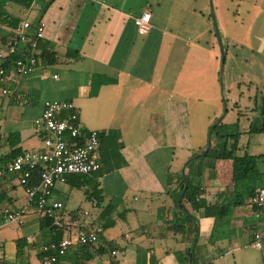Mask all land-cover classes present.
Wrapping results in <instances>:
<instances>
[{
	"label": "crops",
	"instance_id": "crops-1",
	"mask_svg": "<svg viewBox=\"0 0 264 264\" xmlns=\"http://www.w3.org/2000/svg\"><path fill=\"white\" fill-rule=\"evenodd\" d=\"M89 5L92 11L87 10ZM95 5L100 6V11ZM40 8L25 9L0 0V15L17 18L19 23L27 20L33 27L44 23L43 41L51 54L48 62L39 61L27 76L9 73L5 85L9 93L0 94V168L24 151L43 148L33 121L41 115L46 101L72 102L82 128L102 132L101 160L98 156L101 167L87 175L80 188L67 181L55 184L53 200L63 205L59 213L63 227L58 233L43 226V217L27 208L16 175L2 173L0 264H41L43 245L55 241L59 234L73 238L97 224L108 225L106 238L98 240L95 246L98 251L88 254L81 247H73L58 264L105 263L110 260L111 248L121 252L118 264H182L177 254L191 247L192 237L185 223L186 215L192 217L196 226L194 248L199 262L264 264V209L251 206L249 198L231 210L227 227L215 232L213 218L204 216L202 210L193 211L185 203V211L180 212L174 206L183 168L184 175L199 185L201 202L225 203L231 196L230 165L224 160L214 161L202 155L188 164L193 155L205 150L202 135L198 138L192 133L189 109L191 98L194 103L201 100L204 94L198 89L206 86L199 43L183 54L190 58L185 77L181 71L174 74L171 69L167 74L150 73V63L154 61L156 67L153 56L161 54L156 43L160 34L163 36L154 8H144L134 16L99 0H42ZM145 10L150 12V22L153 19L146 35H139L136 30L120 34L123 44L119 45L124 47H106L107 37H113L111 30L120 23L119 16L133 24L132 18ZM3 19L0 16V50L15 29ZM180 20L177 26L171 24L175 26L173 30L169 24V41L179 40L180 31L188 28L187 20ZM149 42L153 43L152 48H147ZM168 50L169 56L179 53L173 48ZM211 56L216 57L213 48ZM46 64L54 66L51 79L41 70ZM181 85L185 88L181 89ZM168 86L171 88L166 92ZM251 111L256 113L255 105ZM253 117H247L246 124L237 130L239 147L249 155H264L257 154L255 149V136L264 133H248ZM214 143L215 140L210 144ZM95 184L102 195L99 206L87 201L85 195ZM257 191L264 192V185ZM75 201L74 207L67 208ZM82 201L90 203L96 212L82 209ZM104 206L109 207L108 216L104 215ZM4 209L21 212L20 221L4 223ZM255 234L261 236L260 250L252 246Z\"/></svg>",
	"mask_w": 264,
	"mask_h": 264
},
{
	"label": "rangeland",
	"instance_id": "rangeland-1",
	"mask_svg": "<svg viewBox=\"0 0 264 264\" xmlns=\"http://www.w3.org/2000/svg\"><path fill=\"white\" fill-rule=\"evenodd\" d=\"M102 1L132 16L144 8L152 11L153 8L155 9L153 13L162 23L163 36L160 34L159 41L156 43L161 54L158 57L153 56L156 67L154 61L150 63V73L158 71L160 74H167V70L171 69L174 74L181 71L185 77L188 65H190L187 59L190 58L183 54L199 43L200 48L198 49L203 58L202 64L205 70L202 78L206 86L198 89L204 94L201 100L194 103L191 98L189 109L192 133L198 138L202 135L205 148L208 144V130L223 115L224 109L226 113L222 122L226 128L223 132L233 133L242 129L247 117L254 116V121H256L257 111L254 114L251 109L254 107L255 95H258L264 88V0H99V3ZM40 3L42 4V1L38 0L39 5ZM95 8L100 11V6L95 5ZM92 9V5L87 8L88 11ZM109 15L111 17L112 12ZM180 19L187 20L188 28L186 31H180L179 40L169 41L171 39L169 24L170 29L173 30L174 25L177 26ZM119 21L115 29L111 30L113 37L108 36L106 39L108 48L113 45L124 47L125 45H119L122 43V37L119 35L124 33L128 35L129 32L136 30L124 16H119ZM88 38H91V35ZM94 40H97V36ZM152 46V42L147 44V48H152ZM170 48L179 53L173 56L167 55ZM212 48L216 55L213 59ZM221 53L224 55L222 73H220ZM43 66L41 70L51 79V69L54 66L47 64ZM56 74L59 72L57 71ZM170 88V86L166 87V92H169ZM180 88L183 89L185 86L181 85ZM200 92L197 91V96H200ZM237 121L238 126L235 127L233 124ZM257 123H260L259 120ZM228 127L230 129H227ZM255 139L258 143L255 147L257 154H264V135L255 136ZM209 141L213 142L214 137H209ZM223 162L230 165L228 160ZM76 202L69 203L67 208L74 207ZM80 207L85 210L90 209L91 212L97 210L92 208L87 201H82ZM102 233L100 241L106 238L108 227L105 226Z\"/></svg>",
	"mask_w": 264,
	"mask_h": 264
},
{
	"label": "built area",
	"instance_id": "built-area-1",
	"mask_svg": "<svg viewBox=\"0 0 264 264\" xmlns=\"http://www.w3.org/2000/svg\"><path fill=\"white\" fill-rule=\"evenodd\" d=\"M42 1V0H41ZM40 10L38 0H33L30 7ZM29 11V10H28ZM150 12L143 11L132 18L139 35H146L150 29ZM44 23L39 22L34 27L27 21H21L14 29L0 50V94L7 95L5 87L10 76L14 73L24 77L33 72L39 60L35 57L36 42L43 39ZM27 49H23L24 47ZM21 49H20V48ZM28 52L25 55L19 52ZM11 60L6 66V62ZM76 107L69 101H46L41 115L34 119L33 126L40 133L43 148L28 150L12 158L4 167L2 173L14 174L22 187L27 199V208H32L42 217L52 219L56 228L61 227L60 212L63 205L53 200V189L56 183H64L71 175H91L100 170L98 147L102 136L101 131L85 130L79 123ZM38 174L33 180V172ZM249 204L257 209H264V192L256 191L249 198ZM4 223L19 222L21 212L2 211ZM103 231L102 225L97 224L79 232L75 238L62 237L41 247V264H58L73 247L96 246ZM252 246L260 250L261 236L254 235ZM110 260L101 264H118L121 252L118 249L108 250Z\"/></svg>",
	"mask_w": 264,
	"mask_h": 264
},
{
	"label": "trees",
	"instance_id": "trees-1",
	"mask_svg": "<svg viewBox=\"0 0 264 264\" xmlns=\"http://www.w3.org/2000/svg\"><path fill=\"white\" fill-rule=\"evenodd\" d=\"M3 2H8L15 4L21 8L28 9L33 0H2ZM4 16V21L8 24L9 27L15 28L19 24V19L17 18H10L7 15H0ZM47 43L43 41V39H38L36 42V51L35 57L40 61H46L51 59V54L47 51ZM20 48V47H19ZM21 49V48H20ZM23 49H27L28 47H24ZM28 52H19L20 55H25ZM17 58L14 56L10 58L9 61L6 62V66L10 64L11 60ZM254 105L255 109L257 110V115L259 118V122L256 121L251 122L249 126L248 133L250 134H258L264 133V88L263 90L255 96L254 98ZM235 127L238 126L237 122L233 124ZM234 127V128H235ZM226 128L221 121L218 125H216L211 133L210 137H214L215 143L214 145L210 146L209 151L203 155L202 158H211L214 161L220 160H228L230 162V173H231V196L230 199L227 200L225 203L215 202L211 205H207L200 201V196L202 191L199 188V185L194 182L193 179L189 178L188 175H185L186 180V190L181 199L180 207L177 206V198L183 189V180L179 178V191L176 195L174 200V206L180 212H184V204H189L193 211L202 210L203 215L206 217L213 218L214 226L212 232L215 230L218 231L220 228L225 229L227 227L230 213L233 208L236 206L241 205L245 199L250 198L255 194L258 187H262L264 185V155H249L246 151L242 152L241 147H239V133L237 130L235 132H223V129ZM227 129H230L228 127ZM237 129V128H236ZM99 153L98 156L100 157V150H101V142L99 143L98 147ZM203 152V151H202ZM19 153H16V155ZM194 156V155H193ZM189 161V160H188ZM190 161L188 162V164ZM187 164V165H188ZM38 174V170L33 172V180H35ZM86 175H71L68 176L66 181L71 184L72 187L80 188L87 180ZM86 200L89 202H95L97 206H99L102 202V195L101 190L98 189V184L91 189V191H86ZM105 212V216H108L110 213L109 207H103ZM106 218V217H105ZM185 223L188 226V232L192 235L190 245L193 241L197 242L196 236V226L193 222L192 217L186 215L185 216ZM41 224L43 226L51 227V230L57 231L62 227L56 228L53 225L52 219H47L45 217L42 218ZM108 225H106L107 227ZM102 228H105L102 225ZM213 236H210L209 242H212ZM60 234L57 236L55 241L60 240ZM196 248V245H195ZM194 251L191 255V264H211L210 262H199L196 253ZM80 249H85V252L88 254L89 251L97 252L99 248H95V246H83ZM103 249V247L101 248ZM190 246L186 248L183 253L177 254L178 259L182 264H188L187 258L189 255ZM89 260V259H87Z\"/></svg>",
	"mask_w": 264,
	"mask_h": 264
},
{
	"label": "water",
	"instance_id": "water-1",
	"mask_svg": "<svg viewBox=\"0 0 264 264\" xmlns=\"http://www.w3.org/2000/svg\"><path fill=\"white\" fill-rule=\"evenodd\" d=\"M223 62H224V55L222 53L221 54L220 73H222V66H223L222 64H223ZM224 107H225V104H224ZM225 113H226V109H224L223 115L209 128V130H208V144H207L205 150L202 153H200L199 155L193 156L189 161H191L193 159H196L197 157L202 156V155L206 154L209 151L210 146H211L210 141H209L210 133H211L212 129L222 121V118H223ZM181 178L183 180V189H182V191H181V193L179 195V198L177 200V206L178 207H180V205H181V199H182V196H183V194H184V192L186 190V186H187L186 180H185V175H184V168L181 171ZM194 247H195V241L192 242L191 247H190L189 255H188V258H187L188 264H191V255H192V252L194 250Z\"/></svg>",
	"mask_w": 264,
	"mask_h": 264
}]
</instances>
